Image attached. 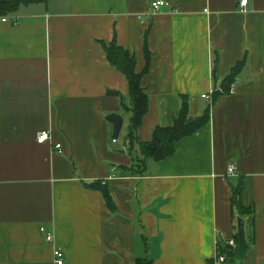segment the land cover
I'll return each mask as SVG.
<instances>
[{"label":"crops","instance_id":"obj_1","mask_svg":"<svg viewBox=\"0 0 264 264\" xmlns=\"http://www.w3.org/2000/svg\"><path fill=\"white\" fill-rule=\"evenodd\" d=\"M152 1L48 0L0 17V264H56L55 247L63 264H225L215 255L235 233L240 182L256 211L243 264H264V0H164L155 10ZM112 40L136 56L137 72L144 45L151 55L137 142L172 124L182 96L192 116L210 111L141 174L127 170L137 148L125 140L129 84L102 45ZM115 112L116 140L106 120ZM42 129L52 138L37 144ZM92 181L106 184L113 211Z\"/></svg>","mask_w":264,"mask_h":264},{"label":"trees","instance_id":"obj_2","mask_svg":"<svg viewBox=\"0 0 264 264\" xmlns=\"http://www.w3.org/2000/svg\"><path fill=\"white\" fill-rule=\"evenodd\" d=\"M38 2L46 3L48 0H0V17H7L9 13L15 12L20 6L28 4H38ZM105 56H107L110 64L120 70L126 77L129 84V93L127 101L121 98V105L127 112H130L128 130L125 134V140L129 143L128 149L134 150L137 148L135 157V163L131 167L127 168L130 172L143 173L148 160L160 161L172 155L175 151L176 144L183 138L191 135L201 129L209 121V107L203 109L202 115L192 116L189 111L188 97L182 96V104L179 109V113L174 117L173 122L170 126L162 127L159 126L153 132L150 141L137 142L136 141V130L141 124L142 119L147 111L148 98L145 89L140 84L141 78L148 71V63L151 55L149 54L147 45H144L143 54H145V65L141 72H137L135 69L136 56L128 49L117 44V41L112 40V43H103ZM219 57L216 54L213 67L218 64ZM244 62L239 61L222 82L221 91L213 92L214 99L219 93H226L229 91L231 83H233L235 76L243 69ZM216 68V67H215ZM214 68V69H215ZM88 188H93L100 191L107 203L108 208L113 211L115 209L114 202H112L109 195L108 187L105 183L99 181H92L85 184ZM243 184L240 182L239 185L234 187L231 199V208L234 213L233 217L237 222L240 218L244 223L246 222L247 235L245 233V239L248 245L254 243V220L256 211L252 205L244 206L242 198L240 197ZM235 233L233 235L234 241H237V227L236 223L233 225ZM250 232V234H249ZM248 236V237H247ZM251 241V242H250ZM220 252L226 253L230 250L231 246L224 245L221 242ZM153 260L146 257H136L134 264H152Z\"/></svg>","mask_w":264,"mask_h":264},{"label":"built area","instance_id":"obj_3","mask_svg":"<svg viewBox=\"0 0 264 264\" xmlns=\"http://www.w3.org/2000/svg\"><path fill=\"white\" fill-rule=\"evenodd\" d=\"M246 3H247V0H239L240 6H243ZM165 4H166V2L164 0H154L150 3V8L152 10H155V9L159 8L160 6H163ZM2 18H3V20H6V17H2ZM202 96L204 98H209V96H207L206 94H202ZM51 138H52L51 131L49 129H42L36 133L35 141L37 144H43L45 142H50ZM53 146H54L55 150H58L59 152H61L62 145H60V143L54 144ZM234 171H235L234 166L228 167L229 173L232 174ZM41 231L44 232V229L41 228ZM45 235H46V240H48V241L53 240V234L52 233L46 232ZM223 243L226 246H231L232 248L230 250L236 249V247L238 245V243L236 241H234L233 238L225 240V241H223ZM220 247H221V243H219V245H218V250L216 252L215 257H216V261H218L219 263H224V262H226L228 256L226 253L220 252V249H221ZM53 257H54V262H56V264H63L64 263L63 262L64 261V253H63L62 249L55 247L53 249Z\"/></svg>","mask_w":264,"mask_h":264},{"label":"water","instance_id":"obj_4","mask_svg":"<svg viewBox=\"0 0 264 264\" xmlns=\"http://www.w3.org/2000/svg\"><path fill=\"white\" fill-rule=\"evenodd\" d=\"M106 120L112 123V138L116 140L122 129L123 117L121 114L115 112L108 114ZM237 227L236 234L238 245L234 250H227L226 254L228 258L225 264H243L245 254L249 249V245L245 239V228L240 218L237 219Z\"/></svg>","mask_w":264,"mask_h":264}]
</instances>
